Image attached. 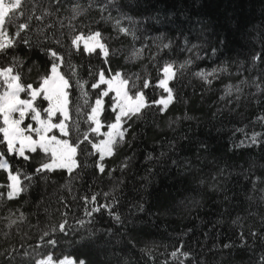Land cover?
<instances>
[{
    "label": "trees",
    "instance_id": "trees-1",
    "mask_svg": "<svg viewBox=\"0 0 264 264\" xmlns=\"http://www.w3.org/2000/svg\"><path fill=\"white\" fill-rule=\"evenodd\" d=\"M24 12L43 19L33 18L26 34L37 46L15 48L22 82L35 87L43 74L48 57L40 43L76 68L68 103L71 144L85 132L93 137L88 116L106 88H91L100 70L108 79L116 73L128 78L129 89L136 85L130 95L139 89L160 99L164 93L156 85L165 64H172L174 99L166 110L145 108L123 122L127 131L104 155V173L91 144L77 149L71 173L55 168L34 175L47 161L40 149L27 151V161L6 156L26 190L9 199L10 189L0 188V264H37L47 256L84 264H264V0H25ZM8 31L15 28L8 25ZM81 31L99 32L107 56L73 46ZM11 59L0 57V63ZM221 68L227 71L207 80L196 75ZM112 97L104 98L96 143L115 122ZM253 134H259L255 144ZM7 176L0 169V185L10 184Z\"/></svg>",
    "mask_w": 264,
    "mask_h": 264
},
{
    "label": "snow or ice",
    "instance_id": "snow-or-ice-1",
    "mask_svg": "<svg viewBox=\"0 0 264 264\" xmlns=\"http://www.w3.org/2000/svg\"><path fill=\"white\" fill-rule=\"evenodd\" d=\"M24 2L25 0H9L5 3V0H0V57L7 61L9 56L12 57L10 62L0 63V117H2V124H0V169L8 172L7 179L11 181L8 185H0V188L7 187L10 189L8 191V198L12 199L14 196L19 195V192L26 190V188L21 187V182L19 176L21 175L19 168L12 164L10 166L9 159H4L6 156H16L18 155L23 160L27 161L29 156L26 155V150L31 153L37 152L39 148L45 154L48 155V160L41 162L40 166L35 169L36 174H41L43 172H51L55 168L67 169L69 173L73 171V168L77 166L76 154L77 149L81 144H91L92 149L100 155V163L97 165L101 173L105 172V166L103 164L104 155L112 154L113 146L122 142L124 139L125 132L127 128L121 131V122L123 121L127 124L128 121L132 120L134 116H139L142 114L141 110L145 108H152L153 106H163L161 111L166 110L169 105L173 102V89L169 87V80L172 79V65L165 64L163 68L164 78L159 79L158 87L163 90V93H167V97L164 98L161 94L160 99L149 98L146 96L145 92L137 89L133 95H129V91L132 88H136L133 83L128 91H124V86L129 84V79L124 78L119 81V83L113 87V79H105V71L100 70L98 75V83L93 82L91 88L98 89L101 85L107 84L108 90L98 93L95 99V106L91 107V115L88 116L89 129L93 134L90 139L88 132L83 133V139L79 140L75 144H70L67 139H58L57 136L48 134L52 132L53 129H58L63 136H67L69 129L67 128L65 121L69 119L68 116V103H69V91L72 88L71 81L77 77V71L74 65L65 60V56L60 53L58 49H54L50 45H44L40 43L38 46L40 50L45 53L48 57V63L45 66L43 74L39 76V80L36 82L34 87L32 83H23L21 73L17 70L22 66V62L15 53V48L21 44L25 47L32 48L36 47L30 39L27 38V33L31 30V21L33 18L36 20H42V16L25 15L24 12ZM111 3L112 0H109ZM102 11L104 9H101ZM47 15V13H46ZM24 18L23 22L17 23L20 18ZM62 23V22H61ZM119 24V22H117ZM8 25H12L15 28L14 32L8 31ZM75 31V30H73ZM100 36L99 32L94 34L89 32L85 34L83 31L80 34L73 35L71 44L79 48L80 42H83V51L93 52L95 49L89 46V41L94 40ZM47 39V37H45ZM55 44H61L60 40H55ZM95 47L100 48L104 55L107 56V51L105 46L100 44L97 40ZM165 48L169 45H164ZM186 63H191L187 61ZM62 66H66L68 71H60ZM184 67V65H181ZM31 71V69H29ZM220 71H227L226 68L213 69L212 72L205 75L203 72L196 73L197 76L203 77L207 80V76L213 75V73ZM116 77L120 76V73L115 74ZM149 83L145 81L143 83V88H149ZM76 87L81 88L82 84L79 79H76ZM109 91H114L115 96L112 97V109L111 111L115 114V122L108 125V131L104 133L107 139H101L98 143L94 142L95 134L100 132L101 123L96 118V114L100 111L103 105L102 97L109 96ZM259 91V87H258ZM24 93L27 97L26 99H21L20 94ZM231 94V86H229L226 95ZM48 102L47 107L41 108L39 102ZM60 113L63 119L59 120V123H53L52 118ZM46 115L47 118H44ZM26 118L35 122V127L32 123L25 124ZM261 121H264V116L259 117ZM24 127H21V125ZM94 125V126H93ZM27 133V134H26ZM35 135L36 139L33 138ZM245 135H247L245 133ZM259 134H253L251 141L253 144L257 142V136ZM244 141H241L243 144ZM147 159L151 160L152 156L149 155ZM127 167V161L124 162L123 168ZM16 173V174H13ZM111 172L108 173L111 176ZM24 179L31 182L33 176L23 174ZM105 197L109 193L103 194ZM3 193H0V197ZM97 196L93 195L91 197L92 201H96ZM101 208H111L109 205H101L98 208H93L87 212V215H92L94 212H99ZM142 210V209H141ZM111 214V212L109 213ZM21 219H23V214H21ZM115 219L119 221V215L115 216ZM13 223H15L13 221ZM67 221L59 224V230H66ZM44 235H48L46 232ZM251 235H255L251 233ZM243 240V236H241ZM46 243L54 246L56 244L55 240H48ZM224 247H229L225 244ZM3 253H0L2 255ZM27 255V253H25ZM180 256L187 259L190 254L187 252H179ZM171 256L176 259L178 257V251H173ZM15 259V257H13ZM11 264V261L8 262ZM41 264H53L52 257L49 256L47 261L41 262ZM59 264H74L72 260H62ZM79 264H84V262H79ZM179 264H184L181 260Z\"/></svg>",
    "mask_w": 264,
    "mask_h": 264
},
{
    "label": "rangeland",
    "instance_id": "rangeland-1",
    "mask_svg": "<svg viewBox=\"0 0 264 264\" xmlns=\"http://www.w3.org/2000/svg\"><path fill=\"white\" fill-rule=\"evenodd\" d=\"M8 2H9L8 0H5V3H8ZM97 40L99 41L100 44H103V42L101 41L100 37H98V38H96V39L91 40V41L88 42V43H89V46H90V47H93L95 50H96V49H100V48H98V47H95ZM81 45L84 46V45H83V42H80L79 46H81ZM103 45H104V44H103ZM100 50H101V49H100ZM105 50H106V48H105ZM101 51H102V50H101ZM106 51H107V50H106ZM102 52H103V51H102ZM103 54H104V52H103ZM171 65H172V64H171ZM171 75H172V79H173V78H174V69H173V66H172V72H171ZM163 78H164V73H163ZM163 78H162V79H163ZM105 79L107 80L108 78L105 77ZM110 79H113V87H115V86L119 83V81H120L121 79H124V78H123L122 74L120 73V76H119V77L113 76V77L110 78ZM172 79H171V80H172ZM171 80H169V87H170V81H171ZM104 86L106 87L105 90H108V86H107V84H104ZM123 90H124V91H128V90H129L128 85L124 86ZM109 93H112L113 96H115V92H114V91H109ZM129 95H130V93H129ZM20 96H21V99H26V98H27V97L25 96L24 93H21ZM163 96H164V98H166V97H167V93H164ZM104 98H105V97H102V99H103V105L101 106L100 111L96 114V118L100 121V123H101V114H102L103 106H104ZM47 106H48V102H47ZM47 106H44V107H47ZM68 116H69V109H68ZM44 118H47L46 115L44 116ZM27 119H28V118H26L25 122L27 121ZM60 119H63V116H62L60 113H57V116H55V117L52 118V122H53V123H59V120H60ZM67 121H68V120L65 121L66 126H67ZM28 123H32L33 126L35 127V122H33V121L30 120ZM21 127H24V125L22 124ZM67 128H68V126H67ZM108 130H109V129H108ZM108 130H107V131H108ZM120 130H121V131L124 130V128H123V121L121 122V129H120ZM107 131H106V132H107ZM100 133H103V131H102V123H101L100 132H99L98 134H100ZM26 134H27V133H26ZM48 135H49V136H51V135H55V136H57L58 139H67V138H66L67 136H63V135L60 133V131H59L58 129H53L52 132H50ZM33 138L36 139L35 135H33ZM101 139H107V137L104 135V137L101 138ZM101 139H100V140H101ZM67 140H68V139H67ZM100 140H99V141H100ZM68 141H69V140H68ZM99 141H98V142H99ZM98 142H97V143H98ZM69 143H70V142H69ZM70 144H71V143H70ZM38 149H39V148H38ZM41 151H42V150H41ZM26 154H27V150H26ZM46 155H47V154H46ZM76 155H77V154H76ZM105 155H108V154L106 153ZM75 158H76V157H75ZM4 159H7V158L4 157ZM47 160H48V155H47ZM76 160H77V158H76ZM73 169H75V167H74ZM13 174H15V173H13ZM19 179H20V178H19ZM10 183H11V181H10ZM20 192H21V191H20ZM20 192H19V193H20ZM16 196H17V195H16ZM14 197H15V196H14ZM48 257H49V256L40 259V260L38 261L37 264H41V262L47 261V260H48ZM51 257H52V256H51ZM65 259H68V260H72V261H74V264H79L78 261H76L75 259L70 258V257H65V258H62V259H60V260H55V259L52 257V262H53V264H59L60 261L65 260Z\"/></svg>",
    "mask_w": 264,
    "mask_h": 264
}]
</instances>
